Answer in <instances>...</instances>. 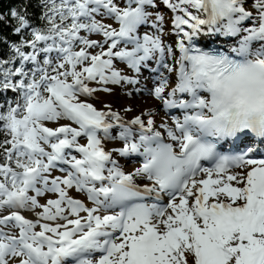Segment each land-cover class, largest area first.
Returning <instances> with one entry per match:
<instances>
[{
  "label": "snow or ice",
  "instance_id": "snow-or-ice-1",
  "mask_svg": "<svg viewBox=\"0 0 264 264\" xmlns=\"http://www.w3.org/2000/svg\"><path fill=\"white\" fill-rule=\"evenodd\" d=\"M248 3L38 0L42 27L9 10L0 264H264V0ZM144 71L153 87L134 91L161 102L158 124L155 109L126 119L87 99Z\"/></svg>",
  "mask_w": 264,
  "mask_h": 264
},
{
  "label": "rangeland",
  "instance_id": "rangeland-1",
  "mask_svg": "<svg viewBox=\"0 0 264 264\" xmlns=\"http://www.w3.org/2000/svg\"><path fill=\"white\" fill-rule=\"evenodd\" d=\"M164 39L166 42L173 44V46L175 45V41H176V37L174 35H169V31L171 29V16L172 13H169L167 10L164 13ZM111 22V21H108ZM166 24V25H165ZM141 31H143V29H141ZM83 35V33H82ZM92 39H100L99 36H92ZM219 41V40H217ZM92 51H99V49H93ZM117 67L119 69H123L124 74L127 75H134V73H132L130 70H128L126 68V66L122 63L117 62ZM151 75L152 73H150L149 71H144L141 75H140V82L137 85H131V84H126L123 86H118V85H111L109 84L108 87L112 89L111 92H103V91H98L96 92L92 97L87 98L89 100V102L93 103V104H102L105 103L106 100H108L109 98H118L119 95H125V92L127 93V91H131L132 95H134L137 99H140L142 95H144V91H141L140 93H136L134 91L135 88H142L145 84L150 85V88L153 87V83L151 80ZM143 81V82H142ZM151 83V84H150ZM144 84V85H143ZM93 87H96L95 84L91 85ZM149 94H147L148 96ZM158 101V100H157ZM156 116L161 117V116H165V113L162 111L161 108V102L158 101V107H157V111H156ZM51 126V125H50ZM111 144H114L115 142H109ZM119 159V163L125 168V170H133L134 167V163L125 160L123 158H118ZM58 174V173H57ZM72 192H75V190H73ZM41 202L43 203V199L41 200ZM26 213H30V212H26ZM25 213V215H26ZM32 214V213H31Z\"/></svg>",
  "mask_w": 264,
  "mask_h": 264
},
{
  "label": "trees",
  "instance_id": "trees-1",
  "mask_svg": "<svg viewBox=\"0 0 264 264\" xmlns=\"http://www.w3.org/2000/svg\"><path fill=\"white\" fill-rule=\"evenodd\" d=\"M27 6V12L29 14L31 23L34 26H43V22L39 19L41 15V8L38 5V0H0V14H3L4 21L0 23V37L7 38V43H0V56L6 57L9 53L8 43L13 41H19L21 38L20 34H14L12 32V27L14 26V21L9 16V10L12 8H21L22 6ZM166 8L161 6V13H165ZM23 35L31 39V36L26 32ZM29 49H25L28 51ZM14 99L15 95L11 91L4 95H0V102L6 99Z\"/></svg>",
  "mask_w": 264,
  "mask_h": 264
},
{
  "label": "bare ground",
  "instance_id": "bare-ground-1",
  "mask_svg": "<svg viewBox=\"0 0 264 264\" xmlns=\"http://www.w3.org/2000/svg\"><path fill=\"white\" fill-rule=\"evenodd\" d=\"M246 7L248 8V10L254 11V9L251 8V0H249V3L246 5ZM162 14L165 15L164 12ZM251 24H252L251 20L245 22V26H250ZM211 37H214V36H211ZM219 38H221L220 40H222V42L225 45L229 46V44L232 43L231 39L225 40L222 37H219ZM238 38L239 37H237L236 39H238ZM146 87L148 89H150V85L149 84H147ZM143 88H145V86H143ZM127 92H129V91H127ZM143 94L144 95H142L140 99H137L134 95H131V96L126 95V92H125V95H121L120 94L119 97L116 98V99L115 98H109L108 100H106L105 103L94 104V106H96L98 109H101L105 105H111L113 110L120 111V113L123 116H125L126 119H131L132 117H134L135 115L140 114L141 112H143L146 109H155V114L154 115H155V120L157 121V124H158L162 119L165 118V116H161V117L156 116V111H157V107H158V101L154 97H152L151 95L147 96L148 93L146 91H144ZM126 107H131L132 111L125 113L123 110ZM81 142L83 143L84 141L82 140ZM113 145L114 144L108 143L107 146L109 148H111ZM126 171H132V170H126ZM71 194L74 195V196H79L80 198L83 199V195L82 194H78L76 192H72ZM31 215H32L31 213H26V216H31Z\"/></svg>",
  "mask_w": 264,
  "mask_h": 264
}]
</instances>
